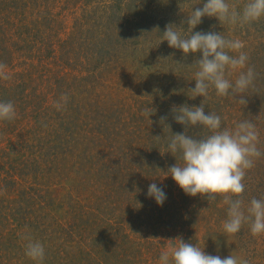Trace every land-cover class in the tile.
Masks as SVG:
<instances>
[{
  "label": "rangeland",
  "instance_id": "374dc122",
  "mask_svg": "<svg viewBox=\"0 0 264 264\" xmlns=\"http://www.w3.org/2000/svg\"><path fill=\"white\" fill-rule=\"evenodd\" d=\"M205 2L0 0V63L11 77L0 80V101L17 112L0 121V264H37L25 255V237L43 244L42 264H159L177 238L264 264V235L247 223L226 234L221 199L188 196L166 176L181 163L166 152L172 134H209L176 123L173 106L202 104L227 128L253 122L264 152V18L233 27L202 17L192 29L244 43L256 73L244 106L214 90L192 98L200 53L161 41L168 24L186 35L187 15ZM237 75L226 73L233 83ZM151 183L166 193L162 206L147 195ZM244 183L245 205L264 198V156Z\"/></svg>",
  "mask_w": 264,
  "mask_h": 264
},
{
  "label": "clouds",
  "instance_id": "9594fccd",
  "mask_svg": "<svg viewBox=\"0 0 264 264\" xmlns=\"http://www.w3.org/2000/svg\"><path fill=\"white\" fill-rule=\"evenodd\" d=\"M192 9L186 18L187 34L181 35L179 28L168 24L161 40H166L170 48L180 50L185 56L200 53V59L194 63L197 68L195 87L188 92L192 93V98H208L209 91L214 90L217 97H231L236 103L246 105L244 93L254 86L256 73L253 67L248 66L249 55L243 51L244 43L239 39L225 38L222 33L193 32L192 29L202 23V17H215L220 23L233 27L251 25L264 18V0H245L242 8L228 3V0H206L202 8ZM226 73L229 76L238 73L234 83ZM10 78L6 65L0 63V80ZM237 95L241 96L238 100L235 99ZM67 101L65 94L54 107L61 110ZM147 111L152 113L153 110L148 108ZM171 112L175 122L184 125L185 129L200 126L209 134L199 139L186 132L172 134L166 152L179 153L181 163L171 166L166 176L170 175L188 196L199 194L208 201L221 199L227 205V219L223 223L226 234H238L247 223L253 236L264 235V198L252 197L247 205L243 199L246 172L264 156L258 147L260 136L257 126L249 120H242L235 123L234 128L223 127L221 116L206 114L202 104L198 107L173 106ZM16 116L11 101H0V121H12ZM165 120L166 117H161L160 122L163 124ZM147 195L158 206H162L167 198L156 183L149 185ZM25 238L28 240L25 255L42 264L45 258L43 244L31 237ZM159 264H249V261L232 255L227 258L209 255L196 244L177 238L174 244L160 253Z\"/></svg>",
  "mask_w": 264,
  "mask_h": 264
}]
</instances>
